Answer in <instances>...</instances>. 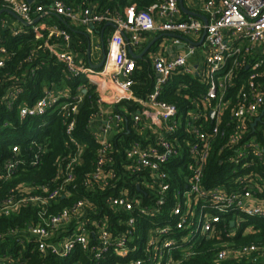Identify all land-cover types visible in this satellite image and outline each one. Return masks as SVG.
Listing matches in <instances>:
<instances>
[{
    "label": "built area",
    "instance_id": "2783aa9c",
    "mask_svg": "<svg viewBox=\"0 0 264 264\" xmlns=\"http://www.w3.org/2000/svg\"><path fill=\"white\" fill-rule=\"evenodd\" d=\"M200 3L207 23L184 16L179 0H156L143 8L133 2L123 10L114 11L99 10L96 3L73 6L65 0L48 3L0 0V10L13 11L30 23L36 39H44V47L64 65L66 79L84 78L75 90L53 84L31 103L21 98L24 88L18 83L34 73L31 69L16 81L18 84L8 86L0 98V104L8 111H17L20 124L28 118L51 113L63 119L69 150L58 158L57 174L52 182L34 187L19 184L0 202V218L23 207L38 208L36 218L27 224L24 232L44 257L67 258L80 250L90 262L99 263L110 256L128 258L141 252L139 257L125 262L117 258L112 264H181L182 258L189 257L197 245L189 237L219 238L222 231L217 225L226 214L240 212L246 218L264 217V199L254 193L264 190L260 181L264 175V0H200ZM42 14L46 15L33 23ZM49 14L84 28L88 34L96 31L101 35L104 29L105 37L110 26L103 67L96 69L79 60L72 46L73 33L58 22L46 21ZM1 24L15 35L25 32L26 25L15 27L9 19L2 18ZM204 31V40L199 43ZM146 33H166L171 44L181 49L168 53L166 43H161L158 52L151 56L155 74L152 91L146 98H138L133 90L138 65L130 49L139 46ZM10 55L7 47L0 44V68L6 65ZM33 57L34 52L25 62ZM175 73L193 78L190 83L180 82L176 89L179 94L185 90L194 94H183L189 100V107L183 113L176 103L161 98ZM10 78L14 79L15 75ZM107 78L121 92L115 97V105L133 100L140 108L129 111L124 107L123 113L114 106L105 115L99 96L98 112L91 119L99 149L93 169L85 174L83 186L89 191L105 190L132 177L141 192L132 193L124 184L118 194L107 197L106 206L116 215L115 221L107 213L99 215V207L88 197L53 211L51 205L69 195L70 187L78 186L75 170L82 163L84 145L74 132L80 104L90 87L95 86L99 94ZM45 123L43 120L39 125ZM129 125L134 137L118 161L114 138ZM7 127L16 126L4 120L2 128ZM21 139L37 147L31 161L37 165L45 147L34 135L25 138L22 135ZM215 147L232 165L231 176L209 186L205 173ZM8 148L11 155L0 164V184L25 164L19 141L11 138ZM176 158L189 172L180 184L173 186L168 165ZM233 215L230 225L233 222L234 226L227 230L231 237L246 220ZM145 218H150V224L142 237L138 228ZM14 233L18 231L10 230L6 234ZM239 257L252 261L264 258V246L233 248L222 244L218 251L219 260ZM0 264L27 262L22 255L8 251L0 254ZM74 264L85 263L76 259Z\"/></svg>",
    "mask_w": 264,
    "mask_h": 264
},
{
    "label": "trees",
    "instance_id": "16d2710c",
    "mask_svg": "<svg viewBox=\"0 0 264 264\" xmlns=\"http://www.w3.org/2000/svg\"><path fill=\"white\" fill-rule=\"evenodd\" d=\"M48 3L49 0H43ZM68 4L73 6H84L92 3L98 5L99 10H123L126 6L133 2L138 3L139 8L146 7L156 0H65ZM5 14L0 15V44L7 47L12 53L4 67L0 68V98L5 89L13 84H21L24 88L22 99H26L33 103L40 96L43 95L44 89L52 87L56 84L59 88L70 86L73 90L84 81L83 77H75L70 80L65 78L64 65L59 63L55 56L44 47V39H36L35 32L31 26L25 27V32L15 35L9 27H4L1 24V19ZM184 16H188L184 14ZM62 26L69 29L71 32L73 27L64 20L57 21ZM108 28L111 29L110 26ZM107 28V29H108ZM107 29L105 31H107ZM82 47L81 51H85L88 47L89 38L81 35ZM104 42L107 50V38L104 37ZM39 45H43L39 48ZM154 47L151 48V50ZM34 52L32 61L25 62L27 57ZM139 68L134 74L135 83L133 90L138 98H146L152 91L155 74L152 69L151 59L147 56L142 58H135ZM22 67V68H20ZM34 69V73L28 76L25 82L16 81L21 79V76L26 71ZM15 75V78H10ZM193 78L186 74H174L169 81L162 99L176 103L181 113L185 112L189 107V100L184 96L194 95L191 91L185 90L179 94L176 92L180 82L190 83ZM196 81H194V84ZM203 88V87H202ZM185 93V94H184ZM184 94V95H183ZM99 94L95 86L90 87L83 101L80 104L77 113V125L74 135L84 145L83 160L80 165L76 167V188H69V195L60 197V199L51 205L53 211L71 205L80 198H90L98 207L99 215L109 214L112 221H115L116 215L112 213L106 206L107 197L118 194V189L122 185H126L132 193H140L138 185L133 182L134 178H127L125 181H120L116 187L106 188L105 190L89 191L83 185L85 174L90 172L95 164L99 143L94 137V132L91 128V119L99 109ZM117 111L125 113L124 107L129 111H134L140 108L138 102L133 100H123L116 106ZM130 117V114H127ZM4 120H9L14 123L15 128H2ZM34 121L37 126L36 132L33 134L37 142L45 147V151L40 156V161L37 165L31 164L37 147L29 146L27 141L21 139L27 124ZM46 121L44 125H39L40 122ZM131 125L125 131L117 134L114 138L117 160L123 158V150L129 140L134 137V133L130 132ZM11 138L19 141L22 147V154L25 159V164H22L18 170L8 180L0 184V202L4 201L9 195L12 188L19 184L27 185L28 187L40 186L42 184L51 183L57 174V161L61 155H65L69 150L66 146V134L63 119L57 113L47 114L41 118H28L24 124H20L17 111H8L4 105L0 104V164L11 155L8 148L11 144ZM184 163L176 158L168 169L170 172L171 182L173 186L180 184L183 178L188 174V169L184 167ZM232 165L225 160L224 154H220L218 147H215L207 165L206 169V183L211 186L224 182L231 176ZM260 181L264 183V175L261 176ZM255 195L264 199V190L262 192L255 190ZM144 199H147L142 193ZM37 207H23L18 212L10 216H3L0 218V234H6L10 230L18 231L17 234H6L0 237V254L11 252L15 255H22L26 259L27 264H74L76 259H81L85 264H112L118 259L122 262L128 261L131 258L141 256V252L132 254L128 258H121L117 256L107 257L108 260H102L99 263L90 262L86 255L80 250H76L70 257L63 258L59 256L44 257L36 248L33 242L27 240L25 235V228L27 224L36 218ZM233 214H238L242 218H246L240 212H232L222 217V220L217 225V229L222 233L218 237L202 238V240L195 246L193 253L186 258H182L181 264H264V258H259L257 261H252L245 257L228 258L224 260L218 259V251L221 245L224 244L229 247L237 248L244 245L258 244L264 246V217H247L237 230L235 235L228 236L227 230L230 229V222L234 218ZM236 216V215H235ZM150 218H145L141 221L138 232L142 237H145L146 228L150 224ZM142 242L143 239H139ZM138 239L135 240L137 242ZM180 256V255H178Z\"/></svg>",
    "mask_w": 264,
    "mask_h": 264
},
{
    "label": "crops",
    "instance_id": "0c3cea01",
    "mask_svg": "<svg viewBox=\"0 0 264 264\" xmlns=\"http://www.w3.org/2000/svg\"><path fill=\"white\" fill-rule=\"evenodd\" d=\"M182 1H183V5H184L186 11L183 10L181 6L180 7H181V10L184 14H187L188 16H193L195 18H200L197 15H192L191 13H189V12H195L197 14L205 16L202 12V5L200 3V0H182ZM45 19L48 22H57L58 20H60V18L54 14L47 15L45 17ZM200 19H202V18H200ZM11 23L13 24V26L19 27V28L22 25L25 26V24L22 23L18 19L17 20H11ZM107 30H111V29L108 28ZM72 33H73L72 34L73 35L72 46H73V50L75 51V53L77 55V58L81 61H84L88 65H90V61L92 63H95V64L100 62V60L102 58V49H103V42L101 41V35L96 31L90 32L91 34H88L85 31H79V30H76L74 28L72 30ZM82 34H85L89 38L88 47L86 48L85 51H81V47L83 44L82 39H81ZM170 38H171L170 35H168L166 33H146L142 37V41L140 42L139 46L133 48L132 50L135 54L139 55L144 51V49L154 39H156L155 42L152 44V46L150 47L148 52L143 55V56L146 55L147 58H149V59H151V56L154 53L158 52L162 42L166 43V46H167L166 51L168 53H174V52L180 50L181 49L180 47H175L171 44L172 41L170 40ZM93 40H95L96 42H95V45H93V47H92V42H94ZM152 47H154V49L151 50ZM100 50H101V54L98 52ZM107 50H108V46H107ZM94 53H96L97 55L95 56ZM138 68H139V66H138ZM120 94H121L120 90L115 86L113 81L110 78H107L105 80V83L102 84V86L100 87V90H99V96L103 100L101 110L105 112V115L110 113L112 111V108H114V106H116L115 105V97L119 96Z\"/></svg>",
    "mask_w": 264,
    "mask_h": 264
},
{
    "label": "water",
    "instance_id": "95a60500",
    "mask_svg": "<svg viewBox=\"0 0 264 264\" xmlns=\"http://www.w3.org/2000/svg\"><path fill=\"white\" fill-rule=\"evenodd\" d=\"M27 1H28V2H33V0H27ZM179 3H180V6L182 7V9L186 11V9H185V7H184V5H183V1H182V0H179ZM4 12H7V13L13 15L16 19L20 20V21H21L22 23H24L26 26H30V23L24 21L22 18H20V16H18L17 14H15L13 11H11V10H9V9H6V8H3V9L0 10V15H1L2 13H4ZM189 13H191L192 15H197L198 17L202 18V19L207 23V19H206L205 16H202V15L197 14V13H195V12H189ZM45 15H46V14H42L41 16L37 17V18L33 21V23H37V22H39L40 19H41L42 17H44ZM56 16H57V15H56ZM57 17L60 18V16H57ZM108 25H112V24H108ZM205 34H206V31H204V33H203V35H202V38H201V40L199 41V43L203 42L204 37H205ZM156 39H157V38H156ZM156 39H154L152 42H150L149 45L144 49V51H143L141 54H139V55L135 54V53L133 52L132 49H130V54H131L134 58H142V56L148 52V50L150 49V47L152 46V44L155 42ZM101 41L103 42V49H102V58H101L100 62H98V63L95 64V63H92V62L90 61V65H91L92 67L96 68V69L102 68L103 65L105 64V61H106V58H107V50H106L105 43H104V29H103L102 32H101ZM199 43H198V44H199ZM89 51H90V50H89ZM89 54H90V53H89ZM263 113H264V110H263L262 114H263ZM260 119H261V116L258 117V118H256V120H255L254 123H253V127L256 126L257 122H258ZM231 225L234 226V223L232 222Z\"/></svg>",
    "mask_w": 264,
    "mask_h": 264
},
{
    "label": "rangeland",
    "instance_id": "374dc122",
    "mask_svg": "<svg viewBox=\"0 0 264 264\" xmlns=\"http://www.w3.org/2000/svg\"><path fill=\"white\" fill-rule=\"evenodd\" d=\"M3 18H6V19H9L10 21L11 20H17L13 15H11V14H5L4 16H3ZM74 29H76V30H79V31H85L84 30V28H81V27H75V25H72V24H70ZM108 32H109V30H107L106 31V36H107V34H108ZM94 42H92V47H93V45H95V40H93ZM100 54H101V50L100 51H98ZM94 55L96 56L97 54L96 53H94ZM36 130H37V126L35 125V123H34V121L32 120V121H30L28 124H27V126H26V129H25V133H23V137L25 138V137H30V136H32L35 132H36ZM189 239L191 240V242H193V244H198L200 241H201V237L200 236H197L196 238H192L191 236L189 237Z\"/></svg>",
    "mask_w": 264,
    "mask_h": 264
}]
</instances>
